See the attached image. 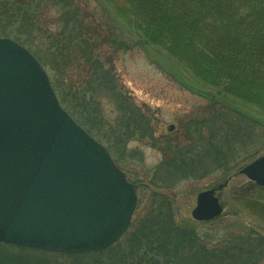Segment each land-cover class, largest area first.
Here are the masks:
<instances>
[{
    "label": "trees",
    "instance_id": "obj_1",
    "mask_svg": "<svg viewBox=\"0 0 264 264\" xmlns=\"http://www.w3.org/2000/svg\"><path fill=\"white\" fill-rule=\"evenodd\" d=\"M142 1L138 6L147 9L141 16L149 23L158 22L160 34L169 26L180 29L185 48L179 53L194 58L211 55L199 51L195 37L185 33L187 24L193 28L200 21L192 17L190 6L179 11L177 0ZM190 1L208 7L205 18L210 26L228 35L227 40L219 36L211 50L212 56L224 60L219 73L210 76L211 83L218 86L224 81V90L259 109L247 112L180 79L187 90L203 96L207 106L165 133L162 161L144 181L119 164L124 158L120 151L130 141L156 137L155 115L135 103L116 71L115 56L131 47L117 20L120 6L129 5L128 0H114L113 7L105 0H0V38L16 40L42 63L63 108L107 147L139 196L129 230L109 249L71 255L0 242V264H259L264 260V231L240 221L215 226L217 219L185 218L166 193L203 179L222 186L234 172L264 155V0ZM252 72L260 76V86L250 82ZM144 203L145 211L139 214Z\"/></svg>",
    "mask_w": 264,
    "mask_h": 264
},
{
    "label": "water",
    "instance_id": "obj_2",
    "mask_svg": "<svg viewBox=\"0 0 264 264\" xmlns=\"http://www.w3.org/2000/svg\"><path fill=\"white\" fill-rule=\"evenodd\" d=\"M239 174L264 187V155ZM138 200L109 150L63 108L40 61L0 38V242L103 251L127 233ZM223 212L215 189L197 194L194 220Z\"/></svg>",
    "mask_w": 264,
    "mask_h": 264
},
{
    "label": "rangeland",
    "instance_id": "obj_3",
    "mask_svg": "<svg viewBox=\"0 0 264 264\" xmlns=\"http://www.w3.org/2000/svg\"><path fill=\"white\" fill-rule=\"evenodd\" d=\"M102 1L98 0L99 3ZM139 1L143 2L128 0L129 5L120 6L122 12L117 15V20L123 28L120 32L125 35L123 39L131 47L115 56L117 57L116 71L124 85V90L132 96L135 103L142 107H149L151 113L155 115L153 130L156 137L135 138L130 141L122 149L123 151H120L124 158L119 164L128 173L137 174L147 181L149 175L162 161L161 143L165 133L169 135L178 129L188 116L207 106L204 97L187 90L180 83V79H184L200 91L212 93L214 97L230 102V105L247 112L258 111L259 107L249 100L229 94L224 90V81H221L218 86L211 83L210 76L214 77L224 65V60L218 56L217 59L215 55L212 56L211 50L217 45L216 42H219V36L227 40L228 35L218 32V27L210 26L208 19L205 18V15H209L206 14L209 12L208 7L200 6V3L197 4L200 6L198 8L199 6L194 5L190 0H177L180 3V8H177L179 11L181 8L188 11L187 7L190 6L192 17L200 20L196 27L192 25L193 28L187 24L185 33L195 37L199 51L211 54L194 58L179 53V50L185 48V42L180 38L182 37L180 29L169 26L166 32L160 34L163 29H158V22L149 23L141 16L140 13L146 12L147 8L138 6ZM105 2L111 7L114 5V0H105ZM100 9L102 10V7ZM246 11L244 10L243 13ZM120 32L116 33L118 37L120 36L119 39L122 38L119 35ZM249 77L253 86L262 84L259 75L252 72ZM120 152L116 151L115 154L118 155ZM207 189L216 190V195L224 207L223 215L215 220L217 224L215 226L230 225L240 221L264 231V208L258 206L264 205V187L251 182L247 176L239 174V171L230 175L222 186L211 184L209 179H203L189 181L178 189L169 190L166 193L175 199L183 217L193 219L192 212L196 207L197 194ZM145 203L141 206L139 214L145 211ZM135 217L134 214L133 219ZM259 264H264V260Z\"/></svg>",
    "mask_w": 264,
    "mask_h": 264
}]
</instances>
